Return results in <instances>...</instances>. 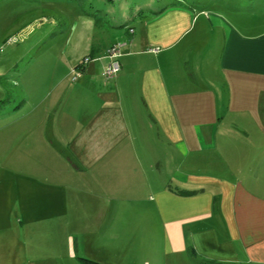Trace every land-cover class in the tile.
Masks as SVG:
<instances>
[{"label":"crops","instance_id":"0c3cea01","mask_svg":"<svg viewBox=\"0 0 264 264\" xmlns=\"http://www.w3.org/2000/svg\"><path fill=\"white\" fill-rule=\"evenodd\" d=\"M95 3V24L117 39H92L78 79L68 67L82 59L62 47L30 59L14 96L0 91L14 111L32 103L14 137L36 140L0 160V237L12 220L22 231L19 255L1 246L0 264H73L70 219L90 212L130 222L121 241L111 229L108 264L138 253L135 264H161V247L203 264H264V0ZM115 44L120 70L106 78ZM37 221L54 238L42 255L26 249ZM168 235L182 242L158 247Z\"/></svg>","mask_w":264,"mask_h":264},{"label":"rangeland","instance_id":"374dc122","mask_svg":"<svg viewBox=\"0 0 264 264\" xmlns=\"http://www.w3.org/2000/svg\"><path fill=\"white\" fill-rule=\"evenodd\" d=\"M37 1L38 8L27 11L25 1L20 3L19 0H0V80H2L0 91L4 92L7 88L11 96L15 95L14 89L16 87V83L12 82V78L16 77L20 70L31 67L30 59L37 53L59 51L63 47L65 52L70 53L73 60H78L77 58L84 60L83 58L88 56L92 49V39L93 42L95 39L100 42L117 39L113 34L112 27L106 24H95L91 13L98 12V5L95 3L94 8V0H72L71 3L68 0L61 2L60 0ZM102 13L98 12L96 15L100 16ZM89 18H92V21L88 20ZM124 23L128 25L129 20L126 19ZM64 24L66 27H63ZM125 27L122 28L124 32ZM124 32L120 33L125 35ZM123 35L121 37L124 38ZM74 65L68 67L69 72ZM69 80L72 81L71 74ZM31 105L32 103L28 102L16 111H14L15 108H10L6 104L0 105V152H3L0 153V160L4 154L11 151V161L14 158L15 148L30 149L35 144V139L27 138V140L18 142L14 137V120L25 114H30L33 110ZM71 206L77 208L79 205ZM84 218L82 220L77 219L76 213H72L70 219L67 241L70 243L72 250L76 249L74 258L73 255L70 258L72 263L83 264L78 258L80 256L108 264L107 262L111 260L110 255L107 254V250H109L108 243L111 238L108 236L111 229L117 231L115 241H121L120 236H123L124 233H121L118 228H131L130 222L116 221L117 225L114 226L110 217L98 220V218H95V213L92 212L84 214ZM12 221L13 224H5L7 228L2 231L0 239H3V242L0 243V247L13 249L12 257L15 258L18 254L17 245L20 244L22 231L16 226L15 221ZM135 223L136 229L139 228V221ZM36 228L37 230L28 236L30 246L26 249H37L38 255H42L41 249L46 248L49 243H54V238L52 241L51 234L47 233L44 221H37ZM157 238H159V240H156L158 247L162 244L175 246L182 242L180 237L174 235L164 237L167 239L166 241L162 236ZM55 242H61L60 237L59 239L56 238ZM152 253L155 260L162 262L161 264H203L201 260L189 253L181 255L177 252H168L164 254L162 247L160 255L153 251ZM50 255L51 252L50 254L47 253V256ZM140 262V254L138 253V255H134V258H130L129 264Z\"/></svg>","mask_w":264,"mask_h":264},{"label":"built area","instance_id":"2783aa9c","mask_svg":"<svg viewBox=\"0 0 264 264\" xmlns=\"http://www.w3.org/2000/svg\"><path fill=\"white\" fill-rule=\"evenodd\" d=\"M130 31H132V28H129ZM108 54L109 57L112 58L111 62L109 64H107L104 68L103 71V76L106 78H111L114 77L117 72L120 70V64L119 61H117L116 59H113L114 57L118 56L119 54V44H115L109 47L108 49ZM88 58H85L83 63H87L88 62ZM71 74H72V79H78L81 76V68L78 67H72L70 70Z\"/></svg>","mask_w":264,"mask_h":264},{"label":"trees","instance_id":"16d2710c","mask_svg":"<svg viewBox=\"0 0 264 264\" xmlns=\"http://www.w3.org/2000/svg\"><path fill=\"white\" fill-rule=\"evenodd\" d=\"M90 57H91V55H88V56H86L85 58H88V59H90ZM84 58V59H85ZM83 61L84 60H82L80 63H78V64H76L74 67L75 68H77L78 69V67H80L81 69H82V67H83V65H85L84 63H83ZM82 72V71H81ZM82 74V73H81ZM71 77H72V74H71ZM73 80V79H72ZM76 80V79H75ZM75 80H73V81H75ZM79 258V260L83 263V264H102V263H100V262H97V261H95V260H91V259H88V258H86V257H78ZM210 262H212L213 264H217L216 262H214V261H210Z\"/></svg>","mask_w":264,"mask_h":264}]
</instances>
